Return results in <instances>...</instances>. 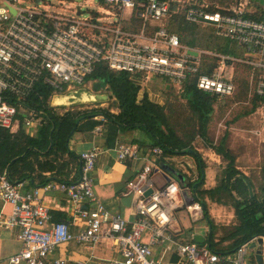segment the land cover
I'll list each match as a JSON object with an SVG mask.
<instances>
[{"label": "built area", "instance_id": "obj_1", "mask_svg": "<svg viewBox=\"0 0 264 264\" xmlns=\"http://www.w3.org/2000/svg\"><path fill=\"white\" fill-rule=\"evenodd\" d=\"M102 1L98 9L83 15L81 10L78 14L66 12L65 7L53 10L46 3L0 0V126L17 131L23 125L33 134L40 118L38 110L25 102L37 86L43 83L52 88L54 97L85 89L95 65L102 61L112 70L130 73L140 91L153 77H165L181 87L192 76L194 82L197 77L199 89L224 98L236 90L233 76L225 74L228 60H236L251 67L250 92L264 98V20L248 17L244 7L209 9L205 4H193L184 11L188 21L210 24L218 35L243 47L244 55L235 57L189 47L169 31L171 15L182 12L177 3ZM136 19L140 27H129ZM204 55L219 58L211 74L200 72ZM115 150L120 161L145 159L136 143H119ZM101 152L100 147H92L81 153L78 179L50 181L33 190L24 191V183L13 182L6 170L0 172V198L13 206L7 224L18 226L21 243L10 257L12 264H47L50 253L62 243L105 238L114 240L122 254L110 264H261L256 258L259 252L264 264V235L225 253L179 237L177 211L202 213L203 205L197 202L198 194L190 184L194 176L183 184L156 164L164 152L160 146L152 148L149 163L126 184V192L136 195L135 220L129 222L101 202L96 208L82 209L85 202L97 200L93 171ZM156 173L165 176L164 186L151 181ZM148 188L152 192L145 195ZM53 189L65 192L83 219L85 225L79 232H72L66 221L47 225L50 208L41 192ZM253 241L260 242L258 249L250 248Z\"/></svg>", "mask_w": 264, "mask_h": 264}, {"label": "trees", "instance_id": "obj_2", "mask_svg": "<svg viewBox=\"0 0 264 264\" xmlns=\"http://www.w3.org/2000/svg\"><path fill=\"white\" fill-rule=\"evenodd\" d=\"M257 9V12L248 13L247 16L264 20V6L259 5ZM133 22L136 28L140 27L139 20L136 19ZM167 28L169 31L177 33L180 41L190 47L199 46L235 57L242 55L243 50L229 49L216 38V35L207 34L203 30L199 31L206 36L201 42L195 43L194 34H198V27L188 21L185 14L181 15V12L171 15ZM218 62V57L204 55L200 72L211 74ZM228 62L231 61L228 60ZM244 65L251 69L248 64ZM232 79L236 86L232 96H235L238 85L235 77ZM88 80L100 83L102 87H107L111 91L115 99L116 110L96 106L61 112L60 108L50 105L52 88L40 83L25 102L28 106L38 110L40 120L36 132L29 133L23 125L17 131L0 126L1 173L6 170L13 182L24 183L26 180H30L36 185L35 187L43 186L54 178H57L58 181H70L67 180L69 174L72 169H78L79 165L81 166V158L70 149L69 141L75 131L93 130L97 124L101 123V120L96 117L102 116L107 121L112 138L135 129H142L152 138L153 147L160 146L163 149L162 159L167 156L185 154H192L196 158L199 178L190 184L197 193L199 192L213 201L232 204L238 219L234 229L222 239L215 241L214 235L211 236L209 240L211 249L218 253L232 252L253 237L264 235V186L258 191L250 176L239 169L237 155L227 145V132L218 143H214L208 135L213 112L219 104L217 95L199 89L192 76L178 88L177 98L186 101L188 109L197 121V130L189 135H182L171 122L169 104L162 105L152 101L147 94L138 100L139 87L131 79L130 73L112 70L106 61H102L95 65ZM240 83L243 91L248 95L250 80L242 79ZM175 90L174 87L172 93ZM251 96L252 108L246 112L247 114L253 112L260 103L264 102L262 97L255 94ZM197 136L206 140L209 147L226 162L219 183L214 188H202L205 183V163L193 144ZM47 173H51L53 176L49 177ZM224 198H228V200L225 201ZM204 208L207 211L206 204ZM210 229L214 234L213 224ZM227 240L232 241L229 246L218 247L220 243Z\"/></svg>", "mask_w": 264, "mask_h": 264}, {"label": "crops", "instance_id": "obj_3", "mask_svg": "<svg viewBox=\"0 0 264 264\" xmlns=\"http://www.w3.org/2000/svg\"><path fill=\"white\" fill-rule=\"evenodd\" d=\"M254 1V5L256 6H264V0L262 1ZM244 7L242 4L236 7ZM98 8L100 7L97 6ZM94 8V10L98 8ZM231 8V7H229ZM235 8V7H232ZM246 9V7H244ZM248 14V13H247ZM190 47V46H189ZM195 49H201V47H193ZM242 56L244 55V48H241ZM212 51L214 50H207ZM217 52V51H215ZM218 53V52H217ZM240 56V57H242ZM239 57V56H238ZM232 64V61L227 62L225 69L229 65ZM228 71V70H227ZM230 72V70H229ZM231 73V72H230ZM226 72L227 75L231 76V74ZM172 81L165 77H153L147 80L142 84V91H140L138 100H141L146 94L152 101L158 102L159 104H167L169 103V97H171V93L174 89L180 88L177 84L171 83ZM94 83L90 81V84ZM95 84V83H94ZM86 89V88H85ZM81 89V90H85ZM250 95H253L249 91ZM72 96V95H71ZM61 96H51L50 105L55 108H59L60 105H56V103L63 100L60 98ZM219 97V96H218ZM227 98V97H224ZM219 97V104H224L225 99ZM169 106V105H168ZM220 106V105H217ZM222 106V105H221ZM261 106L264 107V102L260 103L257 108ZM216 109V108H215ZM97 119L101 120V123L97 124L93 130L90 131H75L69 141V147L71 150L75 151L78 155H81L82 152L88 150L92 147H100L102 152L100 153L95 169L93 171L94 176V191L97 200L85 202L82 204V209H92L96 208L98 204L101 202L109 211L115 214L121 215L123 218L129 220V222L136 219L135 214V201L136 195L133 193L126 192V184L127 182L133 180L137 173L142 170L143 166L149 163V159L152 155V143L153 140L147 132H144L142 129H135L132 132L118 135V137L112 138L111 132L108 130L107 121L102 116H97ZM245 118V117H244ZM36 131L33 132V134ZM226 133V132H225ZM209 135V133H208ZM225 135V134H224ZM199 137V136H197ZM201 139V137H200ZM136 143L140 146V153L145 156V159H135V160H126L120 161L117 156V152L115 147L119 143ZM205 148V147H204ZM208 148V147H207ZM231 148V147H230ZM196 149L200 153L206 169L209 171V178H207V174L205 173V183L204 186L206 189L214 188L218 185V166L220 163H224L222 157L217 154L213 149L208 148L204 149L205 152H202V147H197ZM232 151L237 155V165L239 169H241L247 175L248 172L243 169L240 165L241 154H237L233 148ZM216 154L215 161L212 163L206 164L205 159L206 156L203 155H211ZM163 155V154H162ZM161 155V156H162ZM159 156L156 159V164L159 165L162 161H169L173 158H178L181 156H167L164 159ZM183 156V155H182ZM197 161V160H196ZM184 161L178 166L179 174L183 176L180 179L182 183H188L191 180V174L194 176L195 181L199 178V173L190 172V163L183 164ZM218 163V164H217ZM215 164V165H214ZM198 166V164H197ZM188 167V168H187ZM204 168V172L206 170ZM198 170V169H197ZM72 172L69 174L67 180H76L80 175V165L79 168L72 169ZM156 175V174H155ZM47 176H53L51 173H47ZM53 178V177H52ZM161 176H157V182L161 183ZM51 181L59 182L57 178H54ZM36 185L33 184L30 180H26L23 184V190H33ZM197 192V191H196ZM43 196V201L50 208V220L47 225L50 226L53 223L59 221H66L70 225V229L72 232H79L84 224L83 219L79 215V213L75 210L72 201L68 198L67 194L61 190H47L41 192ZM198 194V193H197ZM212 204H219L216 201L208 198ZM12 204L6 202L0 198V264H12L10 262V257L15 252L20 249L21 243L17 237L18 226L8 225L7 220L12 212ZM204 209V206H203ZM181 228L182 226L179 222H177ZM131 223L129 224L130 230ZM180 232V233H181ZM179 237L182 239V237ZM195 235V234H194ZM194 235L189 237L188 240H184L185 242H192L194 240ZM149 237V233H146L145 240ZM183 240V239H182ZM196 242V241H195ZM198 243V242H197ZM202 245V243H199ZM156 250H160L157 248ZM122 258V254L120 252L119 245L116 244L114 240L111 239H100L96 242H77V241H68L58 245L53 252L47 258V264H56V260H60V264H110V260L120 259ZM172 259L177 261L178 258L176 256H172Z\"/></svg>", "mask_w": 264, "mask_h": 264}, {"label": "rangeland", "instance_id": "obj_4", "mask_svg": "<svg viewBox=\"0 0 264 264\" xmlns=\"http://www.w3.org/2000/svg\"><path fill=\"white\" fill-rule=\"evenodd\" d=\"M169 1L172 4L177 3L180 5V11H182L181 15L184 14V11L187 9V7H190V5L193 4H205L208 5L209 9H226L242 4L244 7H246L248 13L257 12L258 10L257 6L254 5L253 0ZM37 2L42 5L46 3L53 10H63L65 7V11L71 12L72 14H78L79 10H81L83 15H89L94 8L103 4V1L101 0H26L25 3L36 5ZM67 7H70L71 9H67ZM193 24L198 27V31L203 30L207 34L211 33L216 35V38H218L219 41L226 45L229 49L242 48L237 42L218 35L214 26L210 24ZM129 27L136 29L134 23ZM194 36L195 43H199L206 35L199 31L198 34H194ZM227 68L229 69H225V74L226 72L227 74L231 72L230 74L235 77L236 83L238 85V91L235 96L224 98V104H218L220 106H216L208 129L209 137L214 143H218L223 138L225 132L228 133L226 139L227 145L229 148H233L237 154H241L240 165L248 172L250 178L256 185L257 190L260 191V188H263L264 186V107L259 106L258 108L256 107L253 112L249 114L246 113L250 110V108H252V96L249 94V92L248 95L245 94L240 80H251L253 77L252 69L246 67L243 63L237 62L236 60H233L232 64ZM254 81H256V79ZM95 84H89L85 90H80L74 93H72L73 91L69 92L68 94L73 96L63 100L64 104L59 106V111L65 112L71 109L81 110L96 106L108 107L115 111V99L114 96H112L111 91L107 87L100 86L96 88ZM177 90L178 89L171 93V97H169V115L172 124L178 129V131L182 135H189L190 133L197 130V121L195 120L193 113L188 109L186 101L177 98ZM248 91H250V85ZM144 132L146 131L144 130ZM193 144L195 147H202V152H205L204 149L208 150V148H210L206 140L203 138L200 139V136L194 139ZM203 156H206V164L209 162H214V158L217 157V155L214 153ZM182 161H184L183 164L185 165L190 163V172H194L195 170V175L198 173L197 161L192 154H185L169 161H162L159 163V165L169 176L180 180L183 176H185V174H179L178 166L182 163ZM225 164L226 162L224 161V163L222 162L218 166V180H220L222 176V170ZM209 171L210 170L208 169L205 170L207 178H209ZM202 188L206 187L202 186ZM224 200L227 201L228 198H224ZM197 202L203 206L206 204L207 211H205L204 208L202 213L198 211L188 212L186 210H179L176 213L178 222L182 226V232L180 233V236L182 237L183 241L185 239L188 240L189 237H192L194 234H201L205 237V241L202 243V245L209 246V240L211 239L210 232H212L210 227L212 224L214 228V234L211 236L214 235V240L216 241L229 234L238 223V219L235 215V209L232 204H221L219 202V204H212L207 197L201 195L199 192ZM231 242V240L224 241L223 243H220L218 247L223 248L229 246ZM259 243V241H253L250 244V248L256 247L258 249ZM169 257L170 256L167 255L166 259H169Z\"/></svg>", "mask_w": 264, "mask_h": 264}, {"label": "water", "instance_id": "obj_5", "mask_svg": "<svg viewBox=\"0 0 264 264\" xmlns=\"http://www.w3.org/2000/svg\"><path fill=\"white\" fill-rule=\"evenodd\" d=\"M193 54H197V51L196 50H192L191 51ZM197 82V77H195V83ZM101 86V84L100 83H96L95 84V87L96 88H98V87H100ZM77 91H80V90H75V91H73L72 93H74V92H77ZM73 96V95H72ZM70 94H68V95H65V96H61L60 98H63V100L64 99H66V98H70V97H72ZM63 100L62 101H60V102H58V103H56V105H60V104H64V102H63ZM157 176H161L163 179H162V181H161V183H159V182H157ZM151 181L153 182V184L155 185V186H157V187H162V186H164L165 185V182H166V178H165V176H163L162 174H160V173H156V175L154 174L152 177H151ZM250 191H251V187H250ZM152 192V188H148L147 189V191L145 192V195H149L150 193ZM211 235H212V232H210V237H211ZM194 240L196 241V242H198V243H203L204 241H205V237L203 236V235H201V234H195L194 235ZM261 241V240H260ZM256 258L258 259V261L261 263V264H263V257H262V255H261V252H259L257 255H256Z\"/></svg>", "mask_w": 264, "mask_h": 264}]
</instances>
